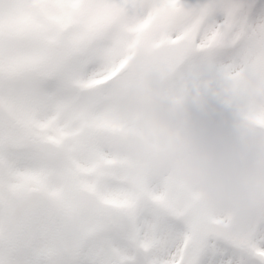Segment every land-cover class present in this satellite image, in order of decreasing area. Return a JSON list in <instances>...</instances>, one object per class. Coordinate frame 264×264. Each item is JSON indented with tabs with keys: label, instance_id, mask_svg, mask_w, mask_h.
Instances as JSON below:
<instances>
[{
	"label": "snow or ice",
	"instance_id": "6c2138e0",
	"mask_svg": "<svg viewBox=\"0 0 264 264\" xmlns=\"http://www.w3.org/2000/svg\"><path fill=\"white\" fill-rule=\"evenodd\" d=\"M152 65L224 103L264 85V0H0V264H264V192L237 223L124 136Z\"/></svg>",
	"mask_w": 264,
	"mask_h": 264
},
{
	"label": "clouds",
	"instance_id": "9594fccd",
	"mask_svg": "<svg viewBox=\"0 0 264 264\" xmlns=\"http://www.w3.org/2000/svg\"><path fill=\"white\" fill-rule=\"evenodd\" d=\"M202 75L211 72L204 68ZM249 103L264 104V85L249 68L241 70L239 91L224 103L210 94L196 98L177 70L152 65L121 89L114 113L142 155L181 170L240 223L264 192V129L243 120Z\"/></svg>",
	"mask_w": 264,
	"mask_h": 264
}]
</instances>
